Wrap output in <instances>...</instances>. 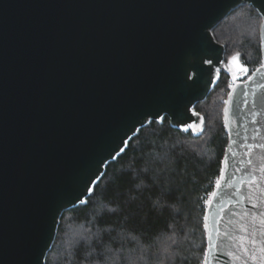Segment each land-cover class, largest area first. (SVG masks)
Instances as JSON below:
<instances>
[{
  "label": "water",
  "instance_id": "95a60500",
  "mask_svg": "<svg viewBox=\"0 0 264 264\" xmlns=\"http://www.w3.org/2000/svg\"><path fill=\"white\" fill-rule=\"evenodd\" d=\"M242 5L262 17L264 63V0H0V264H46L63 213L150 122L201 135L195 106L229 69L206 255L264 264V75L225 62L213 34Z\"/></svg>",
  "mask_w": 264,
  "mask_h": 264
},
{
  "label": "trees",
  "instance_id": "16d2710c",
  "mask_svg": "<svg viewBox=\"0 0 264 264\" xmlns=\"http://www.w3.org/2000/svg\"><path fill=\"white\" fill-rule=\"evenodd\" d=\"M261 24L259 12L242 5L214 28L225 62L239 53L250 71L260 66ZM229 84L222 71L195 106L205 118L201 135L173 128L167 116L141 128L109 163L87 204L63 213L46 264H203L204 218L228 144Z\"/></svg>",
  "mask_w": 264,
  "mask_h": 264
},
{
  "label": "snow or ice",
  "instance_id": "6c2138e0",
  "mask_svg": "<svg viewBox=\"0 0 264 264\" xmlns=\"http://www.w3.org/2000/svg\"><path fill=\"white\" fill-rule=\"evenodd\" d=\"M262 48H264V45H262ZM209 63H211V61H208ZM229 63L230 64H235L236 65V70L240 73H246L248 71V69L246 67H243L240 63H239V53H236L235 55H233L230 60H229ZM220 70L217 69V72H219ZM229 74L232 75L233 77V80L237 79V74H236V71H232L231 69H229ZM257 74H260V75H264V63H261L259 67H257L255 69V72L253 73V75H257ZM249 79H251V77H249ZM261 87H264V85H261ZM231 95V94H230ZM227 113H228V109L226 108L225 109V122L227 123ZM197 116H199V113H196ZM163 118L161 117V120ZM188 128H196V125L195 124H189L185 127V131L188 130ZM199 130H202V129H199ZM135 131V129L133 130ZM123 143V142H122ZM260 147H264V145H260ZM125 151V148L124 147H119L116 152L114 153V158L115 157H118L121 153H123ZM221 179H223V176H221ZM217 188H219L221 185H220V180H217V184H216ZM86 191H93L92 188H88L86 189ZM212 196H215L216 193L213 192L211 194ZM83 203H87V200L85 199L84 201H82ZM205 219H207V217H205ZM205 227H207V225H205ZM209 239L211 240V237H209ZM212 248V244L209 243V249ZM203 264H208V260H207V255H205V258H204V261H203Z\"/></svg>",
  "mask_w": 264,
  "mask_h": 264
},
{
  "label": "built area",
  "instance_id": "2783aa9c",
  "mask_svg": "<svg viewBox=\"0 0 264 264\" xmlns=\"http://www.w3.org/2000/svg\"><path fill=\"white\" fill-rule=\"evenodd\" d=\"M257 67H259V66H257ZM257 67H255L252 71H250V74L252 73V72H254L255 71V69L257 68ZM249 74V75H250ZM236 86V83H231V90L234 88Z\"/></svg>",
  "mask_w": 264,
  "mask_h": 264
},
{
  "label": "rangeland",
  "instance_id": "374dc122",
  "mask_svg": "<svg viewBox=\"0 0 264 264\" xmlns=\"http://www.w3.org/2000/svg\"><path fill=\"white\" fill-rule=\"evenodd\" d=\"M249 74H250V73H249ZM231 83H232V80L230 79V84H229L230 91H231Z\"/></svg>",
  "mask_w": 264,
  "mask_h": 264
}]
</instances>
